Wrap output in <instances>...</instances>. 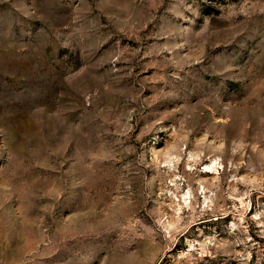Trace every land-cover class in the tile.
<instances>
[{"label":"rangeland","instance_id":"rangeland-1","mask_svg":"<svg viewBox=\"0 0 264 264\" xmlns=\"http://www.w3.org/2000/svg\"><path fill=\"white\" fill-rule=\"evenodd\" d=\"M0 264H264V0H0Z\"/></svg>","mask_w":264,"mask_h":264}]
</instances>
